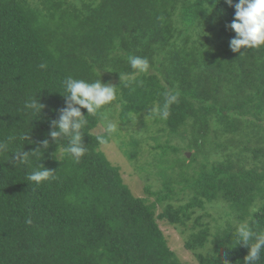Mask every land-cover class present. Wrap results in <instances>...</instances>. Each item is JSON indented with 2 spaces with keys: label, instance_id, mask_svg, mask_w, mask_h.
I'll return each mask as SVG.
<instances>
[{
  "label": "trees",
  "instance_id": "obj_1",
  "mask_svg": "<svg viewBox=\"0 0 264 264\" xmlns=\"http://www.w3.org/2000/svg\"><path fill=\"white\" fill-rule=\"evenodd\" d=\"M234 18L225 0H0V140L28 137L0 153V264H183L157 220L197 264H244L236 227L264 232V47L233 52ZM130 55L147 58L149 71L132 69ZM67 76L118 87L103 110L117 131L94 134L101 119L89 116L79 162L63 152L66 138L49 135ZM177 91L160 119L152 109ZM32 98L44 105L38 119L25 108ZM128 126L139 128L120 136ZM184 135L185 145L169 144ZM149 139L152 159L137 164ZM111 140L137 164L146 196L101 150ZM21 150L27 164L13 160ZM39 164L55 179L29 181Z\"/></svg>",
  "mask_w": 264,
  "mask_h": 264
},
{
  "label": "clouds",
  "instance_id": "obj_2",
  "mask_svg": "<svg viewBox=\"0 0 264 264\" xmlns=\"http://www.w3.org/2000/svg\"><path fill=\"white\" fill-rule=\"evenodd\" d=\"M225 2L235 8V18L230 25L226 26L234 30L236 34L230 41L231 50L239 52L241 48L259 49L264 47V0H239L235 4L233 0H225ZM207 7L211 9L208 12H211L212 8L208 4ZM127 61L137 73H147L149 71L150 64L147 58L130 55L127 57ZM120 77L122 82L126 79V76L121 73ZM62 86L64 89L62 95L65 97L66 107L59 110L58 119L50 121L53 130L50 131L49 135L56 144L59 138H66L68 144L67 147L63 148V152L70 155L76 162H79L80 158L87 152L82 140L89 125V116L93 118L100 117L101 124L107 134L111 135L117 131V123L104 116L103 110L106 106L110 107L118 100V87L102 83L101 79L88 82L72 76L65 77L62 81ZM179 98L180 93L178 91L165 93L163 105L159 109H152V112H155L160 119L166 120L170 115V107L178 103ZM25 108L38 119L44 105L40 103L38 98H32L26 101ZM81 109H86L87 115L82 114ZM136 119V117H133L132 121L135 122ZM17 139L25 142L28 137L23 132L19 136L13 134L7 137L6 140H0V153L7 150L9 142ZM97 139L103 142L102 137H97ZM48 147L49 141L45 139L42 142V149L47 150ZM39 149L31 153L35 154ZM13 153L16 154L14 161H19L20 164H27L28 152L21 150ZM57 154L58 149L55 158H57ZM52 173L42 164H39L38 168L29 174L28 180L39 185L50 178L55 179ZM251 211L252 214H255L258 210L252 208ZM27 222L31 223V220ZM235 237V246L243 245L249 249L248 254L244 257V264H258L261 260V254L264 252V232L254 231L252 225L248 222H242L235 229ZM209 247L210 243L208 251ZM225 264H227L226 260Z\"/></svg>",
  "mask_w": 264,
  "mask_h": 264
},
{
  "label": "rangeland",
  "instance_id": "obj_3",
  "mask_svg": "<svg viewBox=\"0 0 264 264\" xmlns=\"http://www.w3.org/2000/svg\"><path fill=\"white\" fill-rule=\"evenodd\" d=\"M128 127L129 129L125 127L120 129L119 131L120 136H124V137L130 136L132 134V131L130 130L131 128L135 130L139 128L138 126H128ZM92 132L94 134L103 133L104 128L102 124L101 123L97 124L96 127L92 129ZM186 137H187L186 135H184L183 137H178V136L169 137V144L175 145V146L185 145L186 141L188 140V138ZM166 138L167 137L165 136L162 137L161 141L163 142ZM154 143L155 142L150 139L147 141V143L144 145V149L143 150L141 149L138 155L139 161L137 162V164H142L144 163L145 160L152 159L151 157H152L153 149L151 148V146ZM119 145L120 144L118 142H115V140H111L108 144L103 145L101 147V150L104 152L107 159L113 165H116L119 167L121 177L124 183L128 185L133 195L138 196V197L146 196L144 192V184L146 182L145 177L141 176L140 174L136 172L135 165L137 164L131 163L126 158V156L122 153ZM192 152L193 150L186 152V154L188 155V158L191 157ZM175 156H176L175 153L169 151L167 158H173ZM150 178L154 180L153 176H151ZM150 199L152 200L153 198L151 197ZM208 212L214 215L217 213L216 210H213L210 208L208 209ZM157 221H158L160 229L163 231L167 239L169 247L176 253L179 260L183 264H197V261L195 257L192 255V253L184 247L183 238L181 234L178 233V231L174 227H172L169 223H167L165 220H157Z\"/></svg>",
  "mask_w": 264,
  "mask_h": 264
},
{
  "label": "water",
  "instance_id": "obj_4",
  "mask_svg": "<svg viewBox=\"0 0 264 264\" xmlns=\"http://www.w3.org/2000/svg\"><path fill=\"white\" fill-rule=\"evenodd\" d=\"M188 156V155H187Z\"/></svg>",
  "mask_w": 264,
  "mask_h": 264
}]
</instances>
